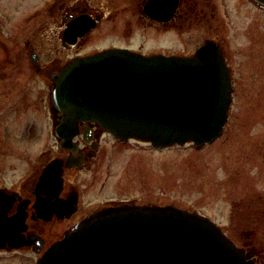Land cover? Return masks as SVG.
<instances>
[{
  "label": "flooded vegetation",
  "instance_id": "flooded-vegetation-1",
  "mask_svg": "<svg viewBox=\"0 0 264 264\" xmlns=\"http://www.w3.org/2000/svg\"><path fill=\"white\" fill-rule=\"evenodd\" d=\"M49 10L40 42L37 30H19L25 18L8 20L0 10V264H36L52 244L105 207L165 206L116 197L107 189L114 177L110 166L122 170L112 152L131 142L155 150L164 147L119 139L95 119H67L55 105L53 92L58 75L74 61L112 48L146 55L164 48L168 56H195L200 48L215 45L229 68L232 104L242 83L249 100L264 97V6L257 0H49ZM100 32L114 33L118 44L98 45ZM157 42L160 49L152 46ZM38 83L48 89V124L42 139L46 141L50 126L57 146L44 152L48 158L40 156L29 164L37 149L23 152L20 140L26 139L30 149L40 142ZM250 90L255 92H246ZM108 156L106 169L111 172L100 186L97 163ZM144 193L149 199L151 193ZM103 195L107 197L101 200ZM262 219L264 210L257 211L255 221ZM226 234L248 259L264 264V231Z\"/></svg>",
  "mask_w": 264,
  "mask_h": 264
},
{
  "label": "water",
  "instance_id": "water-1",
  "mask_svg": "<svg viewBox=\"0 0 264 264\" xmlns=\"http://www.w3.org/2000/svg\"><path fill=\"white\" fill-rule=\"evenodd\" d=\"M232 89L215 45L191 57L113 48L65 68L53 100L67 119H95L119 139L200 148L224 133ZM36 264L256 263L207 216L174 205L121 204L91 214Z\"/></svg>",
  "mask_w": 264,
  "mask_h": 264
},
{
  "label": "rangeland",
  "instance_id": "rangeland-1",
  "mask_svg": "<svg viewBox=\"0 0 264 264\" xmlns=\"http://www.w3.org/2000/svg\"><path fill=\"white\" fill-rule=\"evenodd\" d=\"M0 10L8 15V20L25 18L17 28L21 32L37 30V40L41 41L50 12L49 0H0ZM111 34L114 33L100 32L98 45L118 44V39ZM160 45L157 42L152 46L160 49ZM161 49V53L155 54L168 56L166 49ZM236 88L238 98L233 101L225 132L220 138L201 148L187 143L155 150L149 145L128 143L117 153L112 152L122 170L116 165L110 166L114 177L109 179L107 189L114 190L116 197L174 205L209 216L230 236H235L239 230L263 232L264 220L255 221V213L264 210V97L249 100L251 98L243 95V83ZM261 95H264V86ZM47 98V87L38 83L36 133L40 142L32 143L30 149L26 139L20 140L23 152L30 154L37 149V156L29 164L40 156L48 158L44 152L55 150L57 146L50 126L46 129V141L41 135L48 124ZM25 130L22 126V131ZM108 159L110 156L97 163L100 186L111 172L106 169ZM144 192L151 193L149 199H145ZM106 197L103 195L101 200Z\"/></svg>",
  "mask_w": 264,
  "mask_h": 264
}]
</instances>
